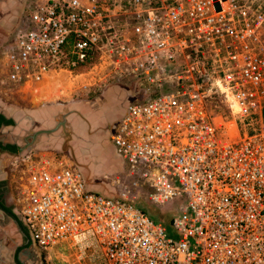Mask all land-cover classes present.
I'll return each mask as SVG.
<instances>
[{
	"label": "built area",
	"instance_id": "1",
	"mask_svg": "<svg viewBox=\"0 0 264 264\" xmlns=\"http://www.w3.org/2000/svg\"><path fill=\"white\" fill-rule=\"evenodd\" d=\"M29 23L4 82L22 92L94 64L103 85L133 80L142 102L115 125L114 151L148 204L182 201L169 233L134 195L93 193L75 167L27 155L19 209L44 264L85 238L102 264H264V0H43ZM151 85L161 94L147 98Z\"/></svg>",
	"mask_w": 264,
	"mask_h": 264
},
{
	"label": "crops",
	"instance_id": "2",
	"mask_svg": "<svg viewBox=\"0 0 264 264\" xmlns=\"http://www.w3.org/2000/svg\"><path fill=\"white\" fill-rule=\"evenodd\" d=\"M3 4L5 8L10 7V3ZM5 26L10 28L7 21ZM48 82L36 85L33 92L29 90L31 94L24 95L28 87L23 89L21 93L28 99L18 104L3 107L5 102L0 97V115L9 122L0 125V264H44V254L35 245L22 220L19 196L14 192L15 178L24 170L21 159L27 155L40 162L57 163V167L66 166L69 162L71 166L76 164L75 168L81 173L87 190H98L103 195L91 192L105 197L117 195L105 185L103 189L93 179L86 154L101 133L106 134L109 127L125 115L126 101L135 95L130 88L133 84L128 89L125 83L115 81L78 95L70 93L63 98H57L51 84L53 101L35 99V90L44 88ZM54 83H59V79ZM60 124H64L65 128ZM39 131L49 132L38 136L31 149L19 152L18 147L24 145V139ZM67 133L68 136L65 135ZM113 154L123 167L125 163L116 155L114 148Z\"/></svg>",
	"mask_w": 264,
	"mask_h": 264
},
{
	"label": "rangeland",
	"instance_id": "3",
	"mask_svg": "<svg viewBox=\"0 0 264 264\" xmlns=\"http://www.w3.org/2000/svg\"><path fill=\"white\" fill-rule=\"evenodd\" d=\"M39 1L43 0H0V97L3 99L2 102H5V104L3 103V107L5 105L11 106L18 104L21 100H27L28 97L25 98L23 94L27 95L33 92L32 89L30 92L27 88L23 94L21 92L19 93L9 82H4L5 62L3 55L14 46L16 36L19 31H27L32 28L29 23L30 7ZM3 2L8 4L10 3V7L5 8ZM6 21L10 24V28L5 26ZM97 67L98 69L96 70ZM102 69V65L94 64L86 73L78 78L69 77L65 71H61L60 73H57L59 75V83L48 82L44 88L36 89L34 95L35 99L45 98L46 101H53V89L51 88V84L54 86L55 92L58 95L57 98H63L67 95L69 96L70 93H74V96L78 95L82 91H89L92 88H98L103 85L100 83ZM115 81H117V79L113 82ZM119 81L125 83L126 88L133 84V80L131 79H119ZM113 82H110L109 84ZM96 83V86H92ZM130 88L133 89L132 86ZM38 93L39 96H37ZM159 94H161V91L158 90L157 86L151 85L146 97L152 98ZM142 98L143 96L141 95L130 97L127 99L126 104L130 105L140 103L142 102ZM233 105L236 106V104ZM86 160L90 165L89 170L93 179L97 181V184H100L102 188L105 185L113 192L115 191L114 194H119L120 192H127L132 195L136 194L134 195L136 199L132 201V204L155 222L157 221L152 216L156 215L157 210L162 213L166 212L162 208L157 209L151 206L148 202H146V200H144L143 191L139 186H137L138 182H140L139 176L130 175L126 164L121 167L120 163L116 160L113 154V145L108 135L101 133L99 140L88 150ZM26 176V171L21 170L15 178L14 192L17 193V196H19L21 186L25 182ZM90 190L102 194L98 190L91 188ZM181 202L182 201H177L176 203H173V206H169L170 208L167 212H171L172 215L178 214L177 206L180 205ZM50 256L53 264H102L103 261L98 246L91 238H85L78 244L74 243V247H70L68 244H59L54 247Z\"/></svg>",
	"mask_w": 264,
	"mask_h": 264
},
{
	"label": "trees",
	"instance_id": "4",
	"mask_svg": "<svg viewBox=\"0 0 264 264\" xmlns=\"http://www.w3.org/2000/svg\"><path fill=\"white\" fill-rule=\"evenodd\" d=\"M87 68H88V65H85L83 67L78 68L75 72H67V71H65V72L69 75V77L71 76L73 78H78L90 69V68H88V70H85ZM55 73H60V72H55ZM263 116H264V112H263ZM8 123L9 122L6 121L3 116L0 115V125L1 124H8ZM152 217L157 222L162 223L167 228L168 232L170 233V230H171L170 225H171V221H172V217H173L171 212H163L162 213L161 211L157 210L156 215H154Z\"/></svg>",
	"mask_w": 264,
	"mask_h": 264
},
{
	"label": "bare ground",
	"instance_id": "5",
	"mask_svg": "<svg viewBox=\"0 0 264 264\" xmlns=\"http://www.w3.org/2000/svg\"><path fill=\"white\" fill-rule=\"evenodd\" d=\"M99 67V66H98ZM98 67L96 68V70L98 69ZM103 70V69H102ZM101 70V71H102ZM57 73H55V72H53V73H51V75H49V82H55L58 78H57ZM115 80V79H114ZM113 80V81H114ZM45 82H47V81H45V78L41 81V83H39V85H41V84H43V83H45ZM97 85V83L96 84H93L92 86H96ZM91 86V87H92ZM215 87L217 88V86H216V84H215ZM219 88H220V86H219ZM221 89V88H220ZM233 104H235V102L233 101V99L231 98V97H228V100H227V111H228V115H229V117H232V118H235V116H236V112H237V108H236V106H234ZM72 161H73V159H71ZM74 165H76V164H74ZM61 166H63V165H61ZM66 166H71V164H70V162L66 165ZM55 167H57V166H55ZM64 167V166H63ZM173 208V207H172ZM167 210L168 209H166L165 211L167 212ZM172 210V209H171ZM76 240H79V239H76ZM75 240V241H76ZM79 243V241H77V243H75V244H78Z\"/></svg>",
	"mask_w": 264,
	"mask_h": 264
},
{
	"label": "water",
	"instance_id": "6",
	"mask_svg": "<svg viewBox=\"0 0 264 264\" xmlns=\"http://www.w3.org/2000/svg\"><path fill=\"white\" fill-rule=\"evenodd\" d=\"M59 126L62 127V128H65L64 124H60ZM59 126H57L56 129H58ZM63 130H65V129H63ZM48 132L49 131L32 132L28 138L24 139V145L22 147H18V151L22 152V151L31 149L33 147L37 137L41 136L42 134H47ZM65 133H66V131H65ZM65 135L68 136V133L65 134ZM72 167H76V166L72 165Z\"/></svg>",
	"mask_w": 264,
	"mask_h": 264
},
{
	"label": "flooded vegetation",
	"instance_id": "7",
	"mask_svg": "<svg viewBox=\"0 0 264 264\" xmlns=\"http://www.w3.org/2000/svg\"><path fill=\"white\" fill-rule=\"evenodd\" d=\"M127 107H128V105L125 107V112H126ZM117 122H118V121H117ZM117 122H115V123L113 124V126H110L109 129L107 130V133H106V134H109V135H108L109 137H111V134H112L113 129H114L115 125L117 124ZM1 125H3V124H1Z\"/></svg>",
	"mask_w": 264,
	"mask_h": 264
}]
</instances>
